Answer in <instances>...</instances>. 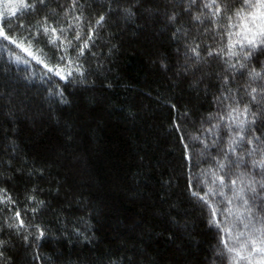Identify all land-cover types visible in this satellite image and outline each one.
<instances>
[{
	"label": "trees",
	"instance_id": "16d2710c",
	"mask_svg": "<svg viewBox=\"0 0 264 264\" xmlns=\"http://www.w3.org/2000/svg\"><path fill=\"white\" fill-rule=\"evenodd\" d=\"M49 2L60 13L61 23H66L58 4L70 5L71 0ZM159 6L163 7V0ZM97 14L86 6L85 23L95 24ZM40 19L32 16L24 23L34 26ZM181 25L190 26L187 17L176 27ZM31 31L34 34V28ZM171 31L163 14L149 20L139 13L131 19L112 16L99 29L98 57L87 64L93 71L99 64V71L86 83L67 86L58 78L46 85L41 66L35 64L36 78L24 80L31 73L24 64L9 60L6 42L0 39V84L17 88L31 101L29 117L14 118L15 124L7 109H0V125L10 136L0 135V173L8 171L12 176L0 187L18 198L22 215L26 189H44L38 198L46 201L47 209L25 219L51 230L50 239L39 245L33 241L31 246L15 235L0 234V239L9 241L0 248L4 251L0 264H109L125 255L134 257L136 264H230V258L218 256L222 245L218 230L208 224L209 210L187 191V177L208 169L210 162L197 168L194 160L188 172L183 142L192 147L188 137L198 134L200 118L213 105L205 93L177 77L174 66L181 57L169 39ZM9 34L25 43L32 38L24 30ZM32 47L53 57L43 36L33 40ZM221 68L216 61L210 71ZM56 85L69 103H58V97L45 90L55 92ZM213 90L209 89V96ZM4 161H11L12 169L22 173L10 170ZM41 169L43 177L35 174ZM0 208L2 224L5 213H11L2 204ZM173 217L179 224L171 222Z\"/></svg>",
	"mask_w": 264,
	"mask_h": 264
},
{
	"label": "snow or ice",
	"instance_id": "6c2138e0",
	"mask_svg": "<svg viewBox=\"0 0 264 264\" xmlns=\"http://www.w3.org/2000/svg\"><path fill=\"white\" fill-rule=\"evenodd\" d=\"M160 4L161 0H104L102 4L98 0H71L70 5L58 4L68 18L61 23L60 13L49 0H0V39L6 42L9 60L24 64L31 73L24 80L31 82L36 78L32 67L35 64L41 66L40 77L46 85H53L54 78H58L67 86L72 82L86 83L88 76L99 71V64L95 71L87 64L98 57V41H102L99 29L112 16L131 19L139 13L149 20L163 14L172 27L169 39L177 45L175 51L181 57L174 66L177 77L182 82L189 81L196 92L205 93L213 105V110L200 118L198 134L188 137L192 147L188 141L183 142L188 172L194 160L197 168L210 162L208 169L187 177V191L209 210L208 224L216 227L222 245L220 259L230 258V264H264V0H163L162 8ZM86 6L98 13L95 24L85 23ZM37 15L41 19L34 26L24 23ZM184 17L190 26L176 27ZM222 20L227 24L222 25ZM18 30L28 31L32 38L25 43L9 34ZM41 36L53 49V57H48L43 49H33V40L38 42ZM9 45L26 55L16 54ZM233 57H238L235 63ZM216 61L221 62L222 68L213 73L210 68ZM245 77L243 84L238 83ZM210 88L214 90L209 96ZM55 89L45 90L57 96L58 103H69L64 90L58 85ZM30 104L26 93L0 84V109H7L6 115L13 124L14 118L29 117ZM171 107L175 109L176 105ZM6 131L0 125V135L9 139ZM4 163L10 170L22 173L21 169H12L11 161ZM35 174L43 177L44 169ZM11 179L8 171L0 173V184ZM43 191L35 186L26 189L22 215L18 198H13L8 188L0 187V204L11 213H5L7 218L0 224V234L15 235L27 246L50 239V228L25 219L47 209L46 201L38 198ZM215 197L221 199L217 201ZM171 222L179 224L174 217ZM76 232L78 237L82 235L78 229ZM84 239L91 243L87 237ZM8 244V240L0 239V248ZM3 255L4 251H0ZM109 264H136V260L125 255Z\"/></svg>",
	"mask_w": 264,
	"mask_h": 264
}]
</instances>
